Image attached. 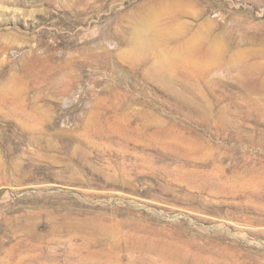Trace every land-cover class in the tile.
<instances>
[{"label":"rangeland","instance_id":"374dc122","mask_svg":"<svg viewBox=\"0 0 264 264\" xmlns=\"http://www.w3.org/2000/svg\"><path fill=\"white\" fill-rule=\"evenodd\" d=\"M0 264H264V0H0Z\"/></svg>","mask_w":264,"mask_h":264},{"label":"bare ground","instance_id":"6f19581e","mask_svg":"<svg viewBox=\"0 0 264 264\" xmlns=\"http://www.w3.org/2000/svg\"><path fill=\"white\" fill-rule=\"evenodd\" d=\"M137 36H138V42L137 45L139 46V48L144 49V48H150V49H154L155 47H157V45L160 44V39L158 37L152 38L150 40H144L140 35H141V31L137 32ZM163 65H160V68L162 69ZM163 70V69H162Z\"/></svg>","mask_w":264,"mask_h":264}]
</instances>
